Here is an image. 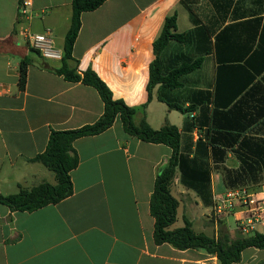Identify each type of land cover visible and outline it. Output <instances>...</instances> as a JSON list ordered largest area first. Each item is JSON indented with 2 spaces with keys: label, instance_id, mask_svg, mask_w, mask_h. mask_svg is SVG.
Segmentation results:
<instances>
[{
  "label": "crops",
  "instance_id": "crops-1",
  "mask_svg": "<svg viewBox=\"0 0 264 264\" xmlns=\"http://www.w3.org/2000/svg\"><path fill=\"white\" fill-rule=\"evenodd\" d=\"M30 2L28 15L21 16L19 0H0V173L9 185L4 191L0 184L4 195L55 184V175L31 160L46 150L52 130L93 124L104 112L95 88L54 73L61 60L44 58L24 35L48 33L63 53L72 0ZM174 13L178 33L203 27L199 46L208 54L181 78L179 89L157 87L149 100L153 44ZM73 56L80 73L92 68L115 99L138 109L136 125L145 119L156 130L176 126L182 148L209 164L214 205L205 206L182 185L178 172L172 194L179 207L170 229L188 220L197 233L216 239L245 237L239 225L246 207L236 203L230 215L218 216L215 205L235 190L264 189V182L228 189L223 170L264 181V0H106L82 13ZM24 59L29 65L22 91ZM160 94L190 112L172 108ZM74 149L79 165L71 172L72 196L33 212L0 203V264H218L205 250L154 242L150 201L170 147L129 135L118 117L102 134L76 140ZM252 231L264 234V226ZM234 264H264V249H245Z\"/></svg>",
  "mask_w": 264,
  "mask_h": 264
},
{
  "label": "trees",
  "instance_id": "trees-1",
  "mask_svg": "<svg viewBox=\"0 0 264 264\" xmlns=\"http://www.w3.org/2000/svg\"><path fill=\"white\" fill-rule=\"evenodd\" d=\"M19 1L21 5L24 2V0ZM105 1L72 0L71 26L66 34L61 66L51 69L69 82L82 83L95 88L104 103L102 116L95 123L77 129L52 130L46 150L31 161L41 163L51 171L55 175L56 183L45 182L33 188L20 187L19 192L12 195H4L0 192V203L14 212H33L72 196L74 187L71 172L79 165L74 142L80 138L102 134L110 129L119 117L129 135L147 143L164 144L172 149V156L167 165L158 173L150 201V212L155 220L154 242L156 245L167 243L178 250H205L208 254L217 257L218 264L239 262L242 252L250 247L264 249V234L259 232L238 240H231L228 236L216 239L204 233H197L188 220H185L184 227L170 229L177 221L179 207V201L172 194V185L177 173H180L181 184L196 192L203 204L210 207L214 205L211 169L207 162L199 160L197 156L191 157L189 148L188 150L182 148L181 133L176 126L166 125L156 130L145 119L140 125H136L134 116L138 109L128 106L122 99H115L110 87L92 68L79 72L78 61L73 56V50L81 29V15L84 12L98 9ZM177 19L176 13L168 16L160 35L154 41L155 58L150 64V79L147 87L149 100H152L154 89L157 87L160 91L179 89L182 86L181 78L200 68L203 55L208 54L199 46L203 39L199 30L201 31L203 27H196L187 33H178ZM208 39L210 40V37ZM174 43L176 47L172 46ZM28 65L27 59L22 60L19 77V88L22 91L25 90L27 84ZM159 99L183 113L190 112V108L174 105L161 94ZM249 166L250 170L257 167L256 165ZM223 170L225 171L224 183L228 189L264 182L257 179L246 180L240 177L238 170L226 167H223Z\"/></svg>",
  "mask_w": 264,
  "mask_h": 264
},
{
  "label": "built area",
  "instance_id": "built-area-1",
  "mask_svg": "<svg viewBox=\"0 0 264 264\" xmlns=\"http://www.w3.org/2000/svg\"><path fill=\"white\" fill-rule=\"evenodd\" d=\"M31 6L30 0H24L20 7V15H28V7ZM28 44L32 49L38 51L44 58L52 60H61L63 53L57 51L54 47L52 38L47 34L24 33ZM236 203L245 206L246 219L240 222L239 228L249 233L255 225L264 226V189L253 193L247 189L232 191L225 197H222L215 205V212L218 216H228L231 214Z\"/></svg>",
  "mask_w": 264,
  "mask_h": 264
},
{
  "label": "rangeland",
  "instance_id": "rangeland-1",
  "mask_svg": "<svg viewBox=\"0 0 264 264\" xmlns=\"http://www.w3.org/2000/svg\"><path fill=\"white\" fill-rule=\"evenodd\" d=\"M51 173V172H50ZM6 173H0V184H1V187L3 188V190L5 191L4 189V186H9L6 184V180H7V177L5 176ZM52 174V173H51ZM178 224H182V221L181 219L178 220ZM254 231H250L249 233H245V236H248V235H251L253 234ZM247 234V235H246Z\"/></svg>",
  "mask_w": 264,
  "mask_h": 264
}]
</instances>
